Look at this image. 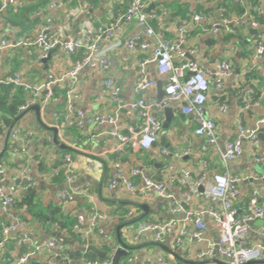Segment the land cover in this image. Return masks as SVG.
I'll return each mask as SVG.
<instances>
[{
  "label": "crops",
  "instance_id": "0c3cea01",
  "mask_svg": "<svg viewBox=\"0 0 264 264\" xmlns=\"http://www.w3.org/2000/svg\"><path fill=\"white\" fill-rule=\"evenodd\" d=\"M4 1L0 0V7ZM125 1L50 0L45 9L36 15L38 20L26 29L8 25L3 10L0 12V41L1 39L10 42L31 41L40 31L45 19L50 18L52 25L48 33L50 37L80 40L84 43L89 33H94L98 28L106 27L115 21L117 16L123 12ZM162 1L168 5L174 4L187 8L190 11L196 5L201 4L211 9L212 21H217L221 17L219 6L222 0ZM155 8L154 4L146 5V10ZM257 10L263 16V23L251 26L248 22L250 20L245 17V22L236 26L237 31L231 32L232 35H228L221 29L212 32L208 28L196 25L200 22H193L192 19L181 21L176 16L172 19L160 18L151 21V26L155 31H160L166 39L176 45L179 44L180 37L178 27L187 23L186 41L180 44V48L184 52L197 50V55H189L188 59H195L210 73L215 70L220 61L230 62L235 69L233 76L240 78L238 87L244 86V91L250 89L248 85L251 84L257 89L258 96H261L258 107L244 109L242 93L241 91V94L235 92L233 76L224 80L222 91L210 84L204 109L215 120L217 132L216 145L205 153L200 151L205 139L195 135L194 117L181 110L179 101H173L155 112L161 126L156 141L150 149H141L137 145V137L120 145L113 135L116 130L123 134L138 136L140 128L138 114L126 107H119L117 100L104 86V80L111 79L120 88V96L125 103L136 101L142 96L135 91V85L140 78L139 64L142 60L151 57L152 48H142L140 44L144 41L152 44L153 41L151 37L141 35L133 50L124 45L127 40L141 32L136 19L124 21L112 38L101 45L102 53L109 60L106 73L101 71L96 62H92L83 67L75 79L66 76L74 63L73 55L64 53L62 48L56 46L48 53L45 61L41 60L36 47L17 46L0 50L1 79L13 72H19L24 81L36 84L45 80L49 74L55 77L64 76L63 82L57 86L67 87V90L74 89L80 95L74 101V109L81 110L87 117L98 113L114 117V123L97 124L83 120L78 131L70 132L68 128H64L65 118L58 121V115L65 112V98L61 92L56 93L57 95L50 104L40 107L39 116L44 126L38 122L37 115L32 109V106L36 104L22 111L14 127L34 131L30 160H32L31 156L39 155L43 158L47 169H50L56 161H64L66 154H69L72 159L74 178L67 187L66 181L62 185L52 184L47 176L43 177L36 171L35 162L31 163V176L36 181V188L41 190L39 192L40 208L44 210L49 205L59 206L63 216L70 220L76 219L78 215L89 216L91 213H96L101 218L97 219V228L89 238L75 230L73 232L46 230L32 220L24 228L19 229L18 234L13 233V238L6 243V251L12 259H17L30 252L37 243L54 238L66 243L67 248L63 251L42 250L30 256L24 264H32L33 261L36 264L63 262L80 264L82 258L73 257V254L84 252L86 243L101 250L100 246L105 242H109L108 244L111 245L109 246L112 247L108 255L119 247L127 251V256L122 257L119 264H157L159 258L167 264H227L226 259L217 249L213 256L198 257V253L206 251L218 241L217 228L208 217L204 218L207 228L200 241H191L189 235L178 237L175 232L168 234L163 243H158L154 241L152 232L140 231L139 226L152 221L174 220L177 222L182 220L183 213L172 211L171 204L173 203H180L187 210L204 211L209 207V203L203 198H196L195 193L202 190L212 174L216 172H228L236 177L237 195L234 198L236 205H240V209L246 205V202L264 206V182H261L260 172L264 161L255 163L253 160L254 156L259 155L260 149L264 148V125L257 123L261 117H264V59L256 57V45L264 44V0H261V5ZM180 60L179 57L176 58V62ZM145 67L150 77L156 79L157 82L165 83V77H158L155 63L151 62ZM156 86L144 93L148 102L158 101ZM222 93L226 96L227 108L225 110L220 109L221 104L215 99V96ZM166 109H169V112ZM164 123H167L165 128L162 127ZM239 123L251 128L257 125L258 132L261 134V144L259 147H252L245 141L240 155L233 161L225 163L221 158V150L226 141L238 136ZM51 128L57 129L59 142L64 144L65 148L71 149L70 152H59L57 148L62 147L53 142ZM47 137H51L52 143H48ZM9 143L11 141L8 130L5 136H0V149L2 147L0 155L3 150L7 151L3 159L6 165L8 164L6 169L10 181L16 177L24 157L10 153ZM163 150L166 153H163ZM115 163L119 164V168L115 167ZM134 168L138 169L141 175L166 184L171 178L177 179L184 169L190 170V177L185 185H180L176 180L172 183L168 188V192L172 195L169 199L156 193H152L149 197H144L138 192L131 193L120 182L110 187L117 172H121L123 176L133 180L139 186L141 184L140 175H131V170ZM202 175V184L198 186L196 181ZM17 183L20 185V181ZM60 190L76 191L74 200L60 201L57 197ZM21 192L22 188H19L18 194ZM0 216L4 215L0 213ZM86 226L87 224L84 223L83 227ZM19 237L23 238L21 242H18ZM78 239L85 240V243H81ZM259 242H264V227L257 225L254 221L251 224L249 245ZM0 264L9 263L0 261ZM252 264H264V257Z\"/></svg>",
  "mask_w": 264,
  "mask_h": 264
},
{
  "label": "built area",
  "instance_id": "2783aa9c",
  "mask_svg": "<svg viewBox=\"0 0 264 264\" xmlns=\"http://www.w3.org/2000/svg\"><path fill=\"white\" fill-rule=\"evenodd\" d=\"M161 0H130L129 5L124 14L119 15L115 21L106 27L98 28L96 32L89 33L86 41L82 43L80 40H62L60 38H53L49 36V31L52 28L51 19L46 18L40 31L36 37L31 41H13L1 39L0 50L17 46L36 47L41 59H45L53 47H60L66 54H71L79 48H85V56L73 63L72 68L68 71L66 76L73 79L76 78L77 73L85 66L92 62H96L103 73H106L109 68V60L102 53L101 45L112 38L115 31L120 25L129 19H136V22L141 29V32L127 40L124 45L133 50L136 41L141 35L151 37L153 43L142 42V48H152V55L150 58L144 59L139 66V80L135 85V91L142 96L136 101L125 103L120 96V88L114 82L107 78L104 80V86L108 89L110 95L117 100L119 107H126L130 111L136 112L140 119V128L138 136L130 134H123L114 130L113 135L117 138L120 145H124L136 138L137 145L141 149H150L156 141V136L161 126V122L155 115V112L165 107L173 101L181 102V110L186 114H191L194 117L196 128L194 133L197 136L204 137L205 143L201 146L200 151L205 153L209 148L216 145L217 124L215 120L209 116L204 109V104L207 100V93L210 84L215 89L222 91L224 88V80L229 76H233L234 67L228 61H220L215 70L210 73L201 67L195 59H188L189 55H197V50L192 49L189 52H184L180 48V44L186 41V24H181L178 27L180 34L179 44H173L166 39L160 31H155L149 24V20L156 17L155 14L146 11V5L158 3ZM242 2L243 0H235ZM16 0H5L0 7V12L5 10L9 5L14 4ZM247 13L249 15H247ZM260 14V11L257 10ZM166 12H163L165 15ZM244 17H247L251 26H257L258 22L255 20V15L246 12ZM193 22H208L211 25V31L217 32L221 28L229 30L231 24L239 26L245 22L243 19H229L220 17L217 21H212L209 17H204L201 14H194L191 17ZM232 32V30H230ZM181 60L176 62V58ZM256 57L264 59V44L258 43L256 45ZM155 63L156 73L158 77H165V83L162 84L163 96L160 101L155 103L148 102L144 97V93L157 85L156 79L150 77L146 72V65ZM211 74V77H210ZM234 77V87L238 86L239 77ZM64 76L55 77L49 74L47 78L40 83L30 84L23 80L19 72H13L11 75L0 78V84L13 85L20 87L27 94V102L20 106L19 110L23 111L33 104L44 107L50 104L55 98L54 87L63 82ZM252 89H246L241 96L243 108L258 107L260 105V98H252ZM263 96V94H262ZM80 97L78 92L74 89H68L65 94V125L75 124L81 127L83 120L88 123H114V117L103 113H98L92 116H85L81 110L74 109V101ZM227 105L222 103L221 110H225ZM258 124L264 125V117H261ZM238 136L232 140L224 143L221 150V158L225 163H229L236 159L246 141L252 147H259L261 144L257 125L254 128L238 124ZM9 137L11 145H9L10 153L13 155H20L24 157L25 163L21 165L15 178L9 181L7 169L0 165V213L10 217L11 220L8 225L2 226V235L0 237V259L5 256L6 243L13 238V233L19 229L24 228V223L15 215L10 213L11 205L18 195L19 188H26L33 186L32 181V166L30 153L32 150V143L34 131L32 129H24L21 127H14L9 130ZM47 141L51 142V137H47ZM166 153L165 150L162 151ZM255 163L264 161V148L260 149V153L253 157ZM65 166L69 172L66 176V182L69 184L74 178L72 171V159L69 154L64 156ZM119 168V164H114ZM132 176L140 175L141 184L137 186L133 180L122 175L121 172L115 174L114 179L110 183V187H114L117 182L122 183L131 193H140L144 197H149L152 193H156L164 198H171L168 188L176 180L180 185H185L190 177V170L184 169L177 179H169L168 183L155 181L152 178L141 175L138 169L131 170ZM14 181H16L14 183ZM17 181H20L18 185ZM22 181L25 182L23 186ZM203 181V175L200 176L196 185L200 186ZM236 177L232 174L213 173L211 179L206 182L202 190L195 193L196 198H203L209 203L204 211L187 210L180 203H173L172 211L174 213H183L184 216L180 221H152L140 224L139 230L152 232L155 242L163 243L166 236L171 233H177L178 237L190 236V240L200 241L206 231V223L204 218L208 217L216 226L218 231V241L212 244L206 251L198 253L199 258L213 256L215 249L226 259L227 264H246L249 261L261 260L264 257V242H259L254 245H249L251 235V224L258 220L264 219V206L251 203L243 209H238L234 206L233 198L237 195L235 188ZM76 191L60 190L57 197L62 202H71L74 200ZM101 216L96 213H91L89 216L78 215L73 230L84 234L87 238L94 233L97 228V219ZM87 226L84 228L83 224ZM18 233V232H17ZM23 238L19 237L18 242ZM180 240V238H179ZM88 246L87 244L85 245ZM67 248L66 244L54 238L47 239L33 246L30 252L21 255L17 259H12L8 254L5 257V262L9 264H24L30 256L36 255L42 250H58L63 251ZM60 264H68L63 262ZM80 264H111L110 259L102 262H89L82 259ZM157 264H167L162 258H159Z\"/></svg>",
  "mask_w": 264,
  "mask_h": 264
},
{
  "label": "trees",
  "instance_id": "16d2710c",
  "mask_svg": "<svg viewBox=\"0 0 264 264\" xmlns=\"http://www.w3.org/2000/svg\"><path fill=\"white\" fill-rule=\"evenodd\" d=\"M49 1L50 0H20L14 4L9 5L4 10L3 13L6 23L12 27H18L24 29L30 27L38 20L36 15L45 9ZM129 2L130 0L125 1V5H123L124 9L122 10L123 12L121 14H124L126 12ZM154 5L156 6L155 9L146 10L155 14L156 16L149 20L150 25H152L151 23L154 21V19L155 20H159L160 18L172 19L173 17L176 16L177 18L181 19V21H183V20L191 19V17L196 13L201 14L204 17H210L212 14L211 9L207 8L206 6H202L201 4L196 5L192 11L187 10V8H183L174 4H169V5L165 4L162 0L159 1L158 3H155ZM260 5H261V0H243L242 2H238L235 0H222L219 6V10L221 13V17L229 18V19L232 18L243 19L245 18L244 14L246 12H249L250 14L255 15V20L259 24H262L263 16L257 13V8H259ZM164 11L166 12L165 15H163ZM196 25H200L211 30L210 23L200 22L197 23ZM221 30L226 31L228 35L229 34L232 35L237 31V27L231 24L229 26V30L225 28H221ZM230 30H232L233 33H231ZM71 54L73 55V59H74L73 62H75L77 60L82 59L85 56L86 50L85 48H79L73 51ZM248 86L253 91L252 98L256 99L259 95L257 89L253 88L251 84ZM243 89H245L244 86L243 87L237 86L235 92H239V94L241 93L243 94ZM66 90L67 87L61 88L56 85L54 87L55 96L57 95L56 93L61 92L62 93L61 95L64 94V98H65ZM27 98H28L27 94H25L22 88L15 87L13 85L0 84V136H5L8 130L12 129L15 126L20 115L22 114V111H20L19 108L20 106L26 103ZM225 98L226 96H224V93L220 94L219 96H215V99L220 104L226 102ZM63 118H64V112L58 115V121L59 122L62 121ZM64 128H68L70 132H75L80 129V127L76 126L75 124L66 125ZM10 144L11 143H9V145ZM57 149L61 153H67L71 151V149L69 148H57ZM5 152L7 153L6 150H3L1 152L2 155H0V165L3 166L6 165L3 159L5 157ZM31 159H32L31 163H33V161L35 162L36 171L41 173L43 177L47 176L52 184L62 185L63 182L66 180L65 179L66 176L69 174L64 161H56L50 169H47V166L43 161V158H40L39 155H33L31 156ZM24 163L25 161L23 160L21 165H23ZM7 165L5 167L8 168ZM21 165L19 167H21ZM216 173H223V172H216ZM32 181L34 184L33 186L22 189V192L17 195V197L13 201V204L11 205L10 213L17 216L24 223V225H28L30 221L35 220L40 226H42L46 230L55 229L57 232L64 230L67 232H73V226L76 222V219L70 220L65 218L63 216L61 207L56 205H49L44 210L40 208L39 192L41 190L40 188H36V181L33 178ZM21 183L25 184L24 181H22ZM233 202H234V206L240 209V205L238 204L236 205L235 203V198H233ZM249 204H250L249 202H246V205H244V207H242L241 209L245 208ZM5 217H6L5 215L0 216V237L2 235V226L8 225L11 221L10 219H7ZM78 240L81 243H85V240H81V239ZM108 243L105 242V244H102L100 246V249L107 253L112 248L110 247L111 245ZM5 253H6L5 256L2 257L0 261H5L4 260L5 257L6 256L8 257V252L6 251ZM73 257H80L84 261H89V262H95V261L102 262L107 259V257L98 256L93 251L75 253L73 254ZM32 264H36L35 261H33Z\"/></svg>",
  "mask_w": 264,
  "mask_h": 264
},
{
  "label": "water",
  "instance_id": "95a60500",
  "mask_svg": "<svg viewBox=\"0 0 264 264\" xmlns=\"http://www.w3.org/2000/svg\"><path fill=\"white\" fill-rule=\"evenodd\" d=\"M253 31V30H252ZM253 33H255V31H253ZM48 57H46L45 59H41L42 61H45ZM157 92H158V95H157V99L158 101H160V99L162 98L163 96V87H162V83L160 81L157 82ZM32 109L33 111H35L36 115H37V119H38V122L39 123H42L41 122V119H40V107L39 105H34L32 106ZM167 112H169V109H166ZM21 116V115H20ZM43 125V123H42ZM44 126V125H43ZM163 128L167 127V123H164ZM51 130L53 131V142L56 144V145H59L60 147L62 148H65L66 146L64 144H61L57 138V129L56 128H51ZM259 137H261V134H259ZM260 172L262 174V177H261V182H264V165L262 167H260ZM253 180V179H251ZM68 186V184H66V187ZM256 224L259 225V226H262L264 227V219H258L256 220ZM136 228H138V225H136ZM117 236H119V233L117 232ZM33 249V247H32ZM83 250V249H82ZM84 252L86 251H93L94 253H96L98 256L100 257H110L111 259V264H119L120 263V260L122 257H126L127 256V251L124 250V249H121L120 247L117 248L112 254L108 255L107 252H104V251H101L99 250L98 248H96L95 246H92V245H88L84 250ZM258 260H255V261H249L247 262L246 264H252V263H257Z\"/></svg>",
  "mask_w": 264,
  "mask_h": 264
}]
</instances>
